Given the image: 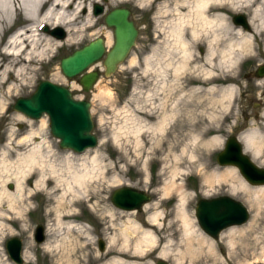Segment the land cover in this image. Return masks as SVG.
Segmentation results:
<instances>
[{
  "label": "rangeland",
  "instance_id": "obj_1",
  "mask_svg": "<svg viewBox=\"0 0 264 264\" xmlns=\"http://www.w3.org/2000/svg\"><path fill=\"white\" fill-rule=\"evenodd\" d=\"M103 3L105 4L106 1H102ZM117 6L131 10V17L138 28L139 36L127 59L113 74L105 76L103 65L101 61L98 62L92 69L99 71V80L91 91L84 92L79 85V77L67 79L62 74L59 63L63 57L99 37L101 33L88 35L90 31H87L84 43L79 46H68L64 38L59 39L63 42L52 52L53 58L38 66L39 73L34 80L23 83L16 92H11L7 108L0 110V159L5 152L6 163L10 170L16 167L18 157L34 144L42 141V137H45L53 146L54 152L50 156L53 161L60 160L63 155L70 152L77 157L83 156V153L88 156L94 154L102 156L103 163L106 165L105 178L93 183L95 191L83 197L70 193L66 196V209L71 208L74 216L63 221L77 223L86 229L87 234L81 236L82 233L76 230L72 235L65 231V224L60 227L54 224V215L49 212L54 209L56 201L45 192H39L34 186L37 173L36 167H33L24 176L26 180L24 197L27 191L32 189L25 203L17 201L10 206L9 201L2 200L0 264H15L9 258L5 248L6 241L11 237L22 240L23 264H58L57 259L61 256L60 249H47L43 244L46 240H50L46 233L48 225L54 227L53 232L58 240L67 235H70L73 240L79 239V242L75 241L76 247L70 253L75 264H105L112 260L117 255L116 248L120 241H117L114 249L110 243L111 237L116 234L120 222L126 221L129 211H134L130 217L142 223L155 210H144L143 207L141 210H123L115 207L111 202V194L121 186L144 190L151 195V200L145 204L159 202L157 209L164 210L163 228L158 234L160 240L157 245L147 248L139 261L140 264H156L158 259L164 260L167 264H246L250 262L255 264L256 257L257 264H264V202L257 209V203L251 193L236 189L234 194H230L228 192L230 182L236 184V181L212 184L205 182V176L211 172L232 167L218 165L216 154L223 148L229 136H237L243 132L245 124L243 110H241L244 100L243 92L251 88L258 96V92L264 88V84L256 86L253 80L247 82L244 78L248 70L254 69L257 63L264 61V34L256 38L255 57L239 63L232 71L231 79L227 71L225 75V72L218 70L217 74L220 77L226 76L227 79L200 82L196 79L197 73L192 69L184 73L180 72L175 77L172 66H166L167 61L173 58L172 61L175 62L178 55L170 58L163 56L159 42L162 36L157 37L153 29L151 8H138L128 3ZM113 7L116 6H111L109 9ZM106 9H108L107 4ZM235 14L247 16L245 8L239 11L228 10L226 16L231 23ZM99 22H102L100 17ZM98 26L104 31L107 30L102 24ZM54 28L57 27L51 29ZM40 31L50 33L43 31V28ZM155 48L160 50L154 52ZM205 48L202 43L196 45L195 61H201ZM146 59L150 60L149 66L146 65ZM194 62L190 66H193ZM54 74L58 75L54 76ZM41 80H50L64 85L71 90L75 98L90 102L93 133L98 140L95 147L81 152L60 148L59 140L50 133L46 115H42L39 119H29L12 109L15 100L30 96ZM230 83L234 85V88L236 87V92L228 103L226 97L222 98L220 88ZM214 85L218 88L210 91V87ZM192 88H195V91H191ZM165 115H167L165 131L151 139V132L147 127L154 126ZM259 125L253 122L250 127L257 129ZM139 126L142 127L140 135L144 136L140 142L134 135V130ZM33 131L39 133H33L27 139L26 137ZM212 137H218L219 141L208 143L207 141ZM246 154L251 156L249 152ZM253 161L264 167V145ZM2 167L0 164V186L5 185L11 191H15L13 179L3 183L7 172ZM232 168L249 187H253L241 176L236 167ZM175 171L176 182L180 183L188 193L186 201L189 203V213L196 227L204 234L206 238L204 243L194 240L191 246H188L181 240L178 224L172 223L173 212L180 196L173 188L167 194L163 193L164 186ZM51 186L49 185V188ZM60 193L61 191L57 190L54 195L59 196ZM221 195H229L247 207L249 219L243 224L232 225L241 226L253 221L252 227L245 233L246 242L249 243L247 250L241 248L239 242L230 247L227 239L220 237V234L217 239L211 238L197 221L195 216L197 200ZM107 210L113 213L112 218L107 216ZM111 220L114 226L111 225ZM38 224L45 228V240L40 244H37L33 237L34 229ZM60 232L61 234L58 235ZM99 240L104 242L103 250L99 249ZM167 243L169 249L166 256L159 257ZM25 250L28 252L26 257Z\"/></svg>",
  "mask_w": 264,
  "mask_h": 264
},
{
  "label": "bare ground",
  "instance_id": "obj_2",
  "mask_svg": "<svg viewBox=\"0 0 264 264\" xmlns=\"http://www.w3.org/2000/svg\"><path fill=\"white\" fill-rule=\"evenodd\" d=\"M102 1L0 0V110L7 108L11 92H16L23 83L30 82L38 76V66L53 58L52 52L61 45L63 40L68 46H79L84 43L86 32L90 31L88 35L101 33L98 36L103 39L105 46L107 48L112 46L113 39L110 31H104L98 26L99 17L96 18L97 15L92 12V6L95 4L102 5L104 8ZM121 3H128L143 9L151 8L153 29L157 37L162 36L159 42L163 56L170 58L178 55L175 62L172 61L173 58L166 63V66H172L175 77L180 72L184 73L192 69L197 73L196 79L200 82L227 79L226 76L220 77L217 74L218 70L227 71L231 79L232 71L239 63L255 57L256 38L264 34V0H106L105 6L107 4V10H109V7ZM242 8H245L247 12V16L242 14L248 24L247 28L235 22L231 23L226 16L228 10L239 11ZM44 26L48 30L53 27L62 28L65 32L64 39L61 41L53 37L51 33H41L40 30ZM11 30H14L13 33L8 35ZM200 43L206 47L205 52L201 61H195L194 48ZM156 46H159L158 43ZM153 50L156 52L160 49ZM192 62L194 64L190 66ZM146 65H150V60L146 59ZM227 73L225 72V75ZM57 75L54 74V76ZM217 88L214 85L209 90ZM235 89L236 87L234 88L231 83L221 87L222 98L226 97L229 103L236 92ZM191 91H195V88ZM166 116L159 119L154 126L147 127L151 132V139L165 131ZM141 128L139 126L134 130L138 142L141 138L144 139V136L140 135ZM33 133L39 132L33 131L26 138H30ZM237 136L245 148V153L249 152L253 159L257 157L259 149L264 145V131L251 128ZM217 141H219L218 137H212L207 142ZM52 152H54L52 144L42 137V141L34 144L18 157L17 165L13 170L9 169L4 152L0 159L2 168L7 172L3 183L13 179L15 191H11L5 185L0 186V214H3L1 209L3 199L9 201L10 206L17 201L25 203L32 189H29L24 197L26 192L24 176L27 171L36 167L37 175L34 186L39 192H45L56 201L54 209L49 212L54 215V224L59 227L65 224L64 228L67 233L73 235L77 230L83 236L87 234L86 229L77 223L63 221L74 216L71 208L66 209V196L70 193L83 197L95 191L93 183L105 178L106 165L99 154L88 156L83 153V156L77 157L69 151L70 153L63 155L60 160L53 161L50 158ZM232 167L211 172L205 176V182L212 184L236 181V184L230 182L228 192L234 194L236 189H241L251 193L259 209L261 203L264 202V185L249 187ZM176 174L175 171L171 175L164 186L163 193L167 194L173 188L180 196L173 212L172 223L178 224L181 230V240L188 246H191L194 240L204 243L206 238L196 227L189 213V203L186 201L188 193L180 183L176 182ZM49 185L52 186L49 188ZM57 190L61 191L59 196L54 195ZM68 203H70L69 200ZM158 207L159 202L143 205L144 210H155L142 223L130 217L134 211H129L126 221L120 222L116 234L110 240L114 249L117 241H120L116 248L117 255L105 264H140L139 261L143 258L147 248L157 245L160 240L158 234L163 228L164 210H158ZM107 211V216L112 218L113 213L110 210ZM111 225L114 226L112 220ZM252 225L253 221L241 226H231L222 231L220 237L226 238L230 247L239 242L241 248L247 250L249 243L246 242L245 233ZM53 228L52 225L47 226L46 233L50 240H46L43 244L47 249H60L61 256L57 259L58 264H75L70 253L79 239L78 241L76 238L73 240L70 235H67L58 240ZM60 234L61 232L58 235ZM168 247L169 244H165L159 257L166 256ZM27 254L25 250L24 256L26 257ZM255 261L257 264V257Z\"/></svg>",
  "mask_w": 264,
  "mask_h": 264
},
{
  "label": "water",
  "instance_id": "obj_3",
  "mask_svg": "<svg viewBox=\"0 0 264 264\" xmlns=\"http://www.w3.org/2000/svg\"><path fill=\"white\" fill-rule=\"evenodd\" d=\"M95 15L102 12V6H93ZM130 10L115 7L106 16L108 27L113 30V44L106 50L104 41L97 37L84 46L74 50L60 60L59 66L67 79L79 77V85L84 92H89L99 80V71L91 67L101 61L103 74H113L125 60L131 48L135 46L138 29L129 19ZM233 22L247 28L248 24L242 14L234 15ZM58 39H63L65 32L57 27L52 30L44 28ZM264 66L257 76H263ZM90 102L75 98L71 90L50 80H41L28 97L15 100L12 109L29 119L48 117L50 133L59 140V147L74 152H81L97 145L98 140L93 130L90 113ZM216 162L220 166H234L241 176L251 185H264V167L257 165L251 156L245 153L238 136H229L223 148L216 154ZM151 200V195L144 190L131 186L116 188L111 194V202L119 209L141 210ZM195 216L200 227L211 238L217 239L220 232L232 225H240L249 219L246 206L229 195L213 198H200L196 202ZM44 226L38 224L34 230V241L40 244L45 239ZM99 249H104V242L99 240ZM5 248L9 258L15 264H23L22 240L11 237ZM156 264H167L157 260Z\"/></svg>",
  "mask_w": 264,
  "mask_h": 264
},
{
  "label": "flooded vegetation",
  "instance_id": "obj_4",
  "mask_svg": "<svg viewBox=\"0 0 264 264\" xmlns=\"http://www.w3.org/2000/svg\"><path fill=\"white\" fill-rule=\"evenodd\" d=\"M103 1H106V0H103ZM93 6H92V12L94 14ZM103 6H104V8H102V13L100 15H97L98 17H100V19L102 18V22L99 23V24H102V26H104L107 30L110 31L112 39H113V30H112V28L107 26L105 18L107 16V14L115 7L110 8L109 10H107L104 3H103ZM116 7H119V6H116ZM125 8H127V7H125ZM129 19L133 21V19L131 17V10H130ZM134 24H135V22H134ZM138 36H139V31H138V34H137V38H138ZM137 38L135 40V45H136ZM132 48H131L130 52L132 51ZM108 49L109 48H107V50ZM130 52H129V54H130ZM129 54L127 55V57L129 56ZM127 57L125 58V60L127 59ZM263 66H264V61L261 62V63H257V65L254 67V69L248 70L244 74L245 80L247 82L253 80V82L255 83L256 86L263 85L264 84V81H263L264 80L263 79L264 78V71H263V76H261V77L257 76V74L260 72V70H261V68ZM255 91H256V89H255ZM243 93H244V100L242 102V107H241V110H243V114H244L243 115V119L245 120V124L243 126V131L251 129L250 125H252L253 122L259 123L260 125L258 126V129L261 130V131H264V88H262L260 90V92H258V96L255 95L254 91L251 88L248 89L247 91L245 89V92H243ZM254 110H261V111L260 112H255Z\"/></svg>",
  "mask_w": 264,
  "mask_h": 264
}]
</instances>
